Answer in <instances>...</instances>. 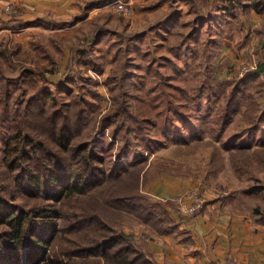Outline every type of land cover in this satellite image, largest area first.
I'll return each instance as SVG.
<instances>
[{
	"label": "trees",
	"instance_id": "1",
	"mask_svg": "<svg viewBox=\"0 0 264 264\" xmlns=\"http://www.w3.org/2000/svg\"><path fill=\"white\" fill-rule=\"evenodd\" d=\"M259 5L251 0L241 8L264 12ZM13 23L30 22L14 19L2 22L0 28ZM196 31L184 40L195 36L191 40L201 47L206 41ZM175 33L179 35L180 31ZM259 33L263 43L264 29ZM184 40L176 38L168 47L184 59L193 50L194 60L202 56L206 62L197 63L201 70L190 72L189 77H183L185 67L170 57L163 56L156 66L157 58L151 56L149 49L142 54L144 62L134 65L142 71L135 75L137 80L120 82L113 73L110 80L113 107L101 118L99 129L109 128L112 137L120 138V144L115 151L114 141L109 142L107 155L93 150V141L79 140L92 101L82 100L86 104L72 110L70 103L58 105L56 92L38 84H33L29 93L26 90L20 93L24 99L12 94L6 83L0 86V147L4 156L0 171V264H153L148 258L146 240L132 229L125 230L123 220L128 215L165 233L174 228L165 210L173 203L152 199L140 190V148H154L161 138L181 140L184 128L189 138L201 140L195 120L210 116L211 127L207 130L217 131L214 139H219L242 98L246 104L241 120L247 125L241 131L251 135L259 120L264 121V108L254 110L257 102L253 99L254 93H263L264 60L258 69L247 71L236 82L225 79L216 84L209 65L222 40L214 43L215 50L210 54L205 48L202 52L196 50L191 40ZM15 53L9 48L8 39L0 40L4 64H9ZM161 68H166V73ZM29 69L20 70V77L25 78L26 71L33 76ZM149 76H157V80ZM4 77L0 65V78ZM190 84H196L192 94L186 88ZM226 85L230 87L226 89ZM92 92L94 97L98 96L94 89ZM96 117L90 129L96 126ZM192 132L196 135L192 136ZM155 135L161 137L157 139ZM204 144L212 145L210 141ZM237 148L236 155L250 159L243 146ZM262 153L264 159V148L253 152L254 156ZM122 157H126V163L119 161ZM213 157L221 169L223 158L216 146ZM234 164L238 166L235 156ZM17 194L21 201L16 200Z\"/></svg>",
	"mask_w": 264,
	"mask_h": 264
},
{
	"label": "rangeland",
	"instance_id": "2",
	"mask_svg": "<svg viewBox=\"0 0 264 264\" xmlns=\"http://www.w3.org/2000/svg\"><path fill=\"white\" fill-rule=\"evenodd\" d=\"M103 1L108 4L101 5L90 19L84 21V15L99 3L78 4L82 9L81 13L58 20L57 24L55 21L33 20L26 25H5L2 28H10L11 35L2 39H8L9 48L16 53L9 64H4L0 57V65L5 74L4 78H0V86L6 83L12 94L16 93L20 98H25L20 95L23 90L29 93L33 84H38L44 89L56 92L58 105L70 103L69 108L72 110L86 104L82 100L92 101L93 106L86 115L85 125L82 131H79V140L93 141L92 149L100 154L107 155L109 142L114 141L115 151L120 144V138L112 137L109 128L99 129L101 118L113 107L111 76L114 73L118 81L125 80V83L137 80L135 77L142 74V71L134 65L144 62L142 54H146L145 50L149 49L151 56L157 58L156 66L163 56H167L180 67L184 66L186 72L183 77H189L190 72L201 70L197 63L205 64V59L200 56L199 60H194L193 50H189L184 59L172 52L168 45H172L176 38L184 40L189 35L192 36L194 29H198L196 32L201 34L205 44L199 47L191 40L195 36L190 38L191 41L188 38L184 41H190L192 47L200 52L205 48L210 54L215 50L214 43L221 39L219 52L214 55L209 65L216 84L225 79L234 83L247 71L258 69L260 61L264 60V42L259 40V31L264 29V12L258 13L254 9L244 11L241 8L245 2L251 0H140L138 3L135 0ZM117 1L124 3L127 12L117 10ZM256 1L260 3L259 7H264V0ZM86 4L90 6L87 7ZM225 4L229 5L230 9ZM10 7L14 6L8 5L4 10L7 21L18 18L15 13L8 11ZM184 23L186 25H183ZM176 31H180V34L177 35ZM23 68H30L34 75H27L26 71V77H20L19 73ZM160 71L166 73V68H161ZM198 76L200 77V74ZM156 77L149 76L154 80H157ZM198 81L202 82L201 79H197ZM195 85H187V91L192 94ZM225 87L228 89L230 86ZM93 89L98 92L97 97L93 96ZM262 92L254 93L256 111L264 108V89ZM215 103L217 106V101ZM245 104L246 101L242 98L239 108L219 139H214L217 131L207 130L211 127L210 116L207 119L195 120V125L200 129L198 134L201 133V140L197 137L189 138L185 132L187 129L184 128L180 132L184 133L181 140L166 141L161 138L159 145L154 148L141 147L142 161L139 167H142V171L139 188L143 189L151 180H161L162 176L171 178L181 175L180 177L185 179L192 178L196 187L188 189L183 196L176 197L180 211L189 216L202 213L205 206L198 213L191 212L190 209L197 203L200 209L203 203L206 204L207 196L217 198L216 192L226 194L224 198H218L225 199L234 189H258V185L264 183V159L263 153L254 156L253 152L264 148V121L259 120L251 135L244 134L241 129L247 124L241 119ZM202 109L205 110L206 107L202 106ZM71 112L69 113L73 119ZM93 117H96V126L90 129ZM90 130L93 131L89 135ZM193 135L196 134L192 132ZM155 137L159 139L161 136ZM186 141L188 144H185ZM207 141L212 145H205ZM1 144L0 141V146ZM236 144L243 146L250 159L245 160L246 156L236 155ZM214 146L221 151L224 163L221 169L218 168L220 163L213 157ZM132 150L136 153L134 147ZM234 156L238 159L237 167L234 164ZM3 158L0 147V171L4 167ZM125 159L126 157H122L119 161L126 163ZM196 198L198 200L191 204ZM16 200H22L18 194ZM166 200L169 199L162 201ZM199 201H202V204ZM124 223L128 224V227L145 224L128 215L124 217ZM53 253L54 251L51 254Z\"/></svg>",
	"mask_w": 264,
	"mask_h": 264
},
{
	"label": "crops",
	"instance_id": "3",
	"mask_svg": "<svg viewBox=\"0 0 264 264\" xmlns=\"http://www.w3.org/2000/svg\"><path fill=\"white\" fill-rule=\"evenodd\" d=\"M85 2L99 4L84 15L83 21L90 19L101 5L108 4L102 0H0V24L8 20L4 11L8 5L17 9L15 15L19 21H55L57 24L58 20L81 13L78 4ZM9 35L10 28H0V40ZM168 177L151 180L140 190L152 199H169L173 203L165 210L174 228L159 233L149 224L128 227L123 220L125 230L132 229L146 240L148 258L153 264H227L230 259L264 264V183L258 185L259 191L234 189L225 199L207 196L203 212L189 216L180 211L176 197L196 187L195 181Z\"/></svg>",
	"mask_w": 264,
	"mask_h": 264
},
{
	"label": "built area",
	"instance_id": "4",
	"mask_svg": "<svg viewBox=\"0 0 264 264\" xmlns=\"http://www.w3.org/2000/svg\"><path fill=\"white\" fill-rule=\"evenodd\" d=\"M116 3H117L116 8H117L118 11H125V12H127L128 9H127V7H125V5H124V3L122 1H117ZM8 11L11 12V13H16L17 9L15 7H10V8H8ZM216 194L218 195L217 198H224V196L226 195V194H223V193L218 194L217 192H216ZM197 200H198V198L193 199V201H192L191 204L195 203ZM199 203L202 204V201H199ZM204 206H205V204L203 203L202 204V207L199 209L200 205H198V203H197L196 205H194L190 209V211L191 212L198 213V212H200L202 210V208H204ZM227 264H245V263L240 262V261H237V260H234V259H230L227 262Z\"/></svg>",
	"mask_w": 264,
	"mask_h": 264
}]
</instances>
